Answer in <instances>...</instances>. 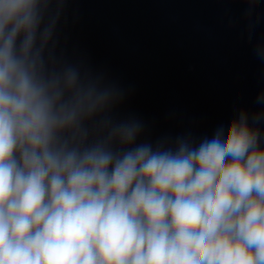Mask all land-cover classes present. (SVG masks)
<instances>
[{
  "label": "clouds",
  "instance_id": "clouds-1",
  "mask_svg": "<svg viewBox=\"0 0 264 264\" xmlns=\"http://www.w3.org/2000/svg\"><path fill=\"white\" fill-rule=\"evenodd\" d=\"M50 2L0 0V264H264L246 114L197 147L114 150L141 125L106 115L115 88L46 55Z\"/></svg>",
  "mask_w": 264,
  "mask_h": 264
}]
</instances>
